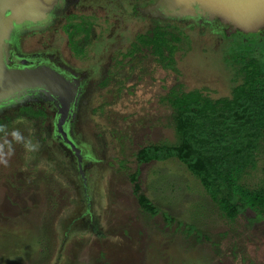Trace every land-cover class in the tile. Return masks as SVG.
Returning a JSON list of instances; mask_svg holds the SVG:
<instances>
[{
	"label": "rangeland",
	"instance_id": "rangeland-1",
	"mask_svg": "<svg viewBox=\"0 0 264 264\" xmlns=\"http://www.w3.org/2000/svg\"><path fill=\"white\" fill-rule=\"evenodd\" d=\"M126 1L134 6L140 4L136 11L141 12L153 5V11L164 15L162 22L182 26L192 42L190 48L178 52L181 73L164 69L153 55L146 53L136 61H125L120 68L122 84L113 80L107 90L93 86L87 96L85 113L76 114L72 123L78 127L75 136L87 153L94 213L91 222L87 218L86 222L78 220L77 226L68 231L66 215L75 208L69 207V200L79 194L76 158L56 147L34 149L27 143L21 159H11L4 165L8 144L5 148L3 144L13 135H21L16 129L19 124L20 130L25 129L24 121L17 120L14 127L0 131V264H264V219L250 224L247 217L254 213L248 212L234 221L228 220L210 199L199 178L175 157L142 164L136 158L138 150L146 145L177 143L172 108L166 99L170 97V90L183 84L186 89L198 88L211 97L230 95L240 64L231 60L228 51L233 45H248L264 51V29L238 35L233 33L237 29L218 33L203 25L209 18L196 4L191 9H173L167 4H157L158 0L155 4L153 0L148 4ZM96 12L103 19L104 12L98 9ZM184 12L197 15L200 25L180 20L183 16H194H182ZM115 15L112 19L115 32L106 34L110 41L103 43L99 51L106 57L126 52L136 37L151 27L139 18L130 19L119 12ZM153 19L155 23L159 17L153 16ZM55 25L43 33L30 35L23 49L18 47L20 62L30 58L24 53L40 48L35 53L45 54L33 58L43 57L44 62L64 66L57 58L56 49L44 48L52 44V37L56 41V36L69 51L65 32ZM13 43L12 39L7 53L10 61ZM31 61L34 64L24 66L38 62ZM30 94H25L24 101L36 100L35 94ZM102 104L104 109H98L97 113L88 111L89 107ZM36 129V126L28 129L25 134ZM90 160L95 163L89 164ZM10 164L12 175L8 178L2 165L7 169ZM19 166L20 171H16ZM137 169H140L142 192L160 210L156 216L145 213L133 193L130 174ZM53 174L58 176V199L55 195L50 201L51 188L42 182L35 183L32 190L28 187L32 177L35 180L37 177L39 182L38 176ZM244 182L250 186L264 182V147L258 167L250 171ZM42 192L36 201L27 198ZM77 209L75 212L82 216L86 208L80 203ZM165 215L173 217V222L168 224ZM96 224L100 225L99 233L92 230L97 228ZM191 226L196 227L192 234L188 232Z\"/></svg>",
	"mask_w": 264,
	"mask_h": 264
},
{
	"label": "flooded vegetation",
	"instance_id": "flooded-vegetation-1",
	"mask_svg": "<svg viewBox=\"0 0 264 264\" xmlns=\"http://www.w3.org/2000/svg\"><path fill=\"white\" fill-rule=\"evenodd\" d=\"M138 1L146 2L145 4H148V2L152 0ZM153 2L155 4L157 0H153ZM138 6L141 5L137 4L136 6H134L126 0H61L55 6L54 10L50 13L48 19L44 23L24 24L21 29L15 33L13 37V41L15 44L13 43L10 49L11 61L13 62H11L8 58L9 62L15 63L20 66L33 63V61H31L33 59L38 61L37 64L47 63L50 64L52 67L56 68L57 70L61 71L68 78L77 83V89L74 100L71 103L70 109L63 123V132L66 133L67 138L64 136L62 131H59L58 127V122L60 121L61 117L62 105L48 91L44 89L28 90L22 93L21 95L15 96L13 99H8L7 101L0 102V131L6 129L7 127H14V122L20 119H23V127L25 128L20 130L19 128H21V124H19V127L16 129V131H20L21 135L19 137L13 135L9 142H4V148L8 144V148H5L8 149V151L6 155H4V165L10 163L11 159H21L23 155L22 152H24L22 150H24V147L27 143H30L34 147V149H51L52 147H56L62 150L64 153H69L71 157L74 156L76 158V169L78 171L77 174L79 182L77 188L79 189V194H77L75 198H71L69 200V207L75 208L70 210L66 215V220H69L66 228L67 231L72 227H76L78 224V220H83L86 222L87 218L91 222V217L94 213L92 212L93 201L91 198L90 188L92 181L91 178H89L88 176L89 170L87 168V153L85 147L77 140V137L75 136L78 127L75 126L74 122L72 123V121H74L75 119L76 114H81L82 112L85 113L87 108L86 104L89 100L87 96H89L92 92L93 86H97L96 88L101 90H107L112 85L110 82H113V80L115 82H118V85L122 84L120 68L125 64V61L128 59L130 61H136L138 57L146 55V53H148L147 55H153L155 61L159 62V64L164 69L171 70L177 74H180V67L178 66V52L185 49L186 47L190 48L191 46L192 41L188 34L185 32V30L182 28V26H178L174 23L171 24L162 22L164 19L162 16L164 15L153 11V5H149V7L142 12L139 10L136 11V7ZM97 9L101 12H104L103 19L100 18V15L97 14ZM118 12L119 15H125L130 19L139 18L140 20L145 22L146 25H151V27H149L146 32H142L136 37L135 42H138L137 39L142 34L152 35V32H154L155 29L161 27L166 28L168 26H178V28L181 30L179 34L181 38H179V42L173 43L174 46L172 45L174 54L171 55L169 47H165V58H163L159 54H155L154 49L152 48L153 44H139L138 46L137 44L135 45V42L131 46V48L128 49L126 52L119 51L116 55L112 54L108 57L100 53L99 51L101 45L110 41V39L106 37V34L109 31L115 32V30L113 29V27L115 26V22L112 19L117 16L115 14ZM153 16L159 17L158 20H155V23ZM180 18V20L183 21L190 20L193 25H195L194 23L200 25L199 17L197 15L183 16ZM101 19L104 23L101 22ZM208 21L205 22V24L203 25H209V27L213 28V30L218 33L224 32L227 34L229 32H233L232 28L220 23L217 20H213L212 22H210V20ZM55 24H57V26L65 32L69 51L63 48L62 44L59 43V39L56 36H54L56 38V41L55 39L52 40V37V44L44 45V48L45 50L56 49L58 54L57 58H59V60L61 59L60 63L63 62L64 66L57 67L50 62H44L46 59L43 57L42 59L37 57L33 58L32 56L45 54L44 52L35 53V51H40V48L35 50L34 52L24 53V55L28 54L30 58H27L25 62H20L22 61V59L20 56L21 53L17 50L18 47L22 48V45L24 44V42L27 41L30 35L43 33L50 27V25L52 27ZM233 33L234 35H238L239 33H241V31L237 30ZM186 38H188V43L186 42ZM52 59L54 60V58ZM163 60L166 62H163ZM169 60H173L174 64H169ZM102 63L104 64L102 65ZM67 67L68 69H66ZM74 67L78 69L75 70ZM126 79L127 77H125V80ZM124 86H126V84H124ZM180 86V88L175 87L174 89L185 91L192 90L186 89L183 84H180ZM132 88L133 90L135 89L134 86H132L131 89ZM172 90H170V92ZM26 93H31L30 95L35 94L36 100L24 101ZM38 99H40V101H38ZM100 108L104 109L103 104L98 105L96 108L89 107L88 111L91 109V113L92 111L93 113H97L98 109ZM79 119H81V116L79 117ZM35 126L37 127V133L32 131L29 133V135L25 134L26 130H33V128L35 129ZM97 134H99V132ZM28 137L30 138L29 140ZM74 147L79 150L78 153L76 152ZM90 161L91 162L89 164L95 163V161L93 160ZM12 164H10L7 169L4 167V165H2L3 170L5 169V172L8 173V178L10 175H12ZM20 168L21 166L17 167L16 171H20ZM38 177H40L38 180L39 182H36L38 179L37 177L36 180L32 177L31 182L27 183L29 184L28 187L32 190V188L35 187V183L40 184L42 182L47 186L49 185V187L51 188V193L49 195L50 201L52 202L55 199V195L58 199V176H56V174H53L52 176ZM22 182H25L24 179ZM40 188V191H43V186H41ZM40 195H43V192L40 194H30L27 196V198L36 201V199ZM47 195L48 194H45V200L49 202V197ZM80 203L86 208L85 213H83L82 216L75 212L78 210L77 206L80 205ZM53 218L54 217L50 218V220H52ZM99 227L100 225L98 224L97 228L92 227V230L99 233Z\"/></svg>",
	"mask_w": 264,
	"mask_h": 264
},
{
	"label": "trees",
	"instance_id": "trees-1",
	"mask_svg": "<svg viewBox=\"0 0 264 264\" xmlns=\"http://www.w3.org/2000/svg\"><path fill=\"white\" fill-rule=\"evenodd\" d=\"M180 32L178 26L161 27L152 35L142 34L135 45L153 44L155 54L165 58L164 48L169 47L173 55V43L179 42ZM228 52L231 60L240 64L230 95L211 97L200 89H173L168 99L177 143L146 145L136 158L139 164L179 159L199 178L228 220L252 212L247 219L255 224L264 219V182L250 186L244 179L258 167L264 147V51L233 45ZM169 64H174L173 60ZM139 177L140 169L130 174L133 193L141 209L156 216L160 210L142 192ZM165 216L168 224L173 222V217ZM195 230L191 226L188 232Z\"/></svg>",
	"mask_w": 264,
	"mask_h": 264
},
{
	"label": "water",
	"instance_id": "water-1",
	"mask_svg": "<svg viewBox=\"0 0 264 264\" xmlns=\"http://www.w3.org/2000/svg\"><path fill=\"white\" fill-rule=\"evenodd\" d=\"M61 0H0V102L13 99L28 90L44 89L61 107L58 122L63 123L74 100L77 83L47 63L20 66L9 62L7 53L15 33L24 24L44 23ZM173 9L197 5L209 20H217L244 33L264 29V0H158ZM194 13L184 12L183 15ZM64 136L67 138L65 132ZM75 148V147H74ZM78 153V149L75 148Z\"/></svg>",
	"mask_w": 264,
	"mask_h": 264
}]
</instances>
